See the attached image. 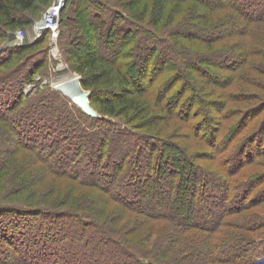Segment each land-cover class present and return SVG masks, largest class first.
Listing matches in <instances>:
<instances>
[{"label":"trees","instance_id":"trees-1","mask_svg":"<svg viewBox=\"0 0 264 264\" xmlns=\"http://www.w3.org/2000/svg\"><path fill=\"white\" fill-rule=\"evenodd\" d=\"M51 1L0 0V37L30 26ZM138 1L71 0L78 17L59 16L63 54L81 73L80 85L95 114L48 84L39 85L35 71L47 46L31 52L41 37L0 50V67L7 69L0 70V187L3 170L17 163L24 164L15 170L20 181L33 186L14 194L21 203L0 201V221L24 226L22 240L8 239L14 240L12 247L31 235L51 242L50 250L29 249L33 261L20 256L0 264H42L44 256L54 264H76L75 252L60 257L56 237L41 234L60 233L62 227L51 224L56 221L80 224L67 244L80 238L93 250L79 264H264V169H258L264 167V67L258 61L264 57V0H147L154 8L147 19V5L133 9ZM165 1L191 7L185 17L180 16L187 9L180 8L172 17L164 15L169 33L157 31ZM73 18L93 42L70 32ZM188 39L199 47L176 46ZM236 49L239 60L231 55ZM213 57L223 67L211 64ZM25 83L46 89L28 92ZM168 117L179 119L184 131L178 123L163 133L157 124ZM176 136L198 144H182ZM30 163L35 164L25 165ZM30 169L62 182L39 185ZM209 182L217 187L209 188ZM34 185L42 188L38 195ZM44 185L59 186V193L42 199L49 189ZM102 194L114 205H92ZM193 194L201 195L197 207L203 211L226 208L214 218L201 211L204 220L197 221L189 213ZM6 228L0 232L4 238Z\"/></svg>","mask_w":264,"mask_h":264},{"label":"rangeland","instance_id":"rangeland-1","mask_svg":"<svg viewBox=\"0 0 264 264\" xmlns=\"http://www.w3.org/2000/svg\"><path fill=\"white\" fill-rule=\"evenodd\" d=\"M54 1L55 0H52L48 6H46V7H44L42 9V11L39 13L38 16L34 17L33 22H32V24L30 26L25 27V28L15 29L13 32H11V30H8L5 33V35H2L0 37V50L1 49L4 50V49H6V47L10 48V47L21 46L23 44L32 43L33 41H35L36 39H39L41 37L43 39L42 43L40 45H38L37 47H35L34 50H32V52H31V53H33L38 48L43 47L45 45L47 46V48L45 49V52L43 54H40L39 57H38V59H40L43 56L44 60L42 59L41 64L40 65L38 64L37 71H35V72L39 73V75H41V76H37L36 75V77L40 78L39 80H37V79L36 80L39 81V83H40L39 85L40 86L48 84L50 89H53L54 91H56L58 94H60L62 96L63 95L66 96L67 98L72 100L76 105H78L80 108H82V106L80 105V102L77 101L74 98V96H72V95H70V94H68L66 92L67 90L65 89L66 88L65 86H63L60 83L57 86L55 84V82H54L55 80H57V76L58 75L66 73V72L69 71L73 75H76L78 89H80L81 91H86L80 85L81 73H79L78 71L73 70V69H71L69 67V65H68V63L66 61V56H64V54H63L62 45L64 46L66 43H64V44L60 43L61 30H58V33L55 35L48 28H46V29L45 28L44 29L43 28L42 29L38 28L39 27L38 26L39 20L45 14V12L48 10V8L51 7V5L53 4ZM110 1L115 3L116 5L118 3V0H110ZM70 4H71V0H64L62 6L60 8V11H59V16L63 14V16L65 17L64 13L68 12V13H72L73 16H75V17L77 16L78 17L77 13L74 14V11H72V8H71ZM146 5H147V12H146L145 17L147 19V18L151 17L154 14V12H153L154 8H153L152 3H150V2L148 3L147 0H139L137 2V6H134L133 9L143 10ZM179 8L183 9V10L187 9V11L182 16H180V17H185L186 14L188 13V11L191 9L190 2H183V3H177V2H173V1H168V2L165 1L164 2V8L162 7L161 16H160V17H162V19L160 20V17H159V20H160L159 28L160 29H158L157 31H160V32H163V33L164 32L165 33H167V32L169 33V31L171 29V26L167 25L165 23L164 15H168L169 17H172L171 15H173V13H176L179 10ZM80 20L81 19H79V22H80ZM144 22L147 23L148 25L150 24L148 21L144 20ZM80 23L82 24V20H81ZM68 24L71 25V28H69V30L71 29L70 32L71 33H75V35H78V40L85 41L87 43H91V42L94 41V39H92L89 36V35H92L91 33H88L87 30L84 29V28H80V25L78 24V21H76V18L75 19L73 18L72 20H69ZM58 26L60 28L59 21H58ZM3 27L4 26L0 23V28H3ZM263 31L264 30L262 29V32ZM37 34H39V35H37ZM205 34H206V32H205ZM225 36L226 35L221 33L220 37L224 38ZM198 38H200V37L198 36ZM117 39H120L119 35L116 36L115 40H117ZM171 39L173 40V37H171ZM175 43H176L177 47H179V48L181 47L183 50L196 49L197 47H199V46H196V43L199 44V42H194V41L189 40V39L188 40H182V42L180 41L179 43L176 41ZM113 44H117V42L115 41V42H113ZM88 47H90L89 44H88ZM145 53L148 54L149 50L147 49L145 51ZM239 53H240V49H236L234 52L231 53V55H234L235 58H237L239 60L240 59V54ZM215 58H217V57H215ZM215 58L214 57L213 58H209L211 60V64H213V62H217V63H214V64L220 65L221 67H223L219 63V60L215 59ZM232 58H233V56L227 57L228 60H231ZM34 59H36V58H34ZM258 61L262 62L260 64H262V66L264 67V57H262V59H258ZM60 64L63 65V68H61V69H59V65ZM244 68L246 70H249L248 66H246V65L244 66ZM0 70L7 71V69L1 68V67H0ZM133 74H134V77H135V75L139 76V73H137L136 71ZM194 76H195L196 79L200 80L198 75H194ZM262 79L264 80V75H262ZM0 83H2V82H0ZM211 84H206L205 83V85L207 87H213ZM26 86H27V88H26ZM26 86H25V90L28 91V92H31L33 90H34V92H37L39 90L46 89L45 87L44 88L33 87L34 89H32V84H26ZM226 86H228V85H226ZM235 88L236 87L231 86L228 89L234 90ZM63 89L66 90V91H64ZM216 90H218V88H216ZM6 91L7 90H5L4 92H1V95H5ZM262 93H263V91H262ZM142 97H144V96H142ZM209 97H211V95H209ZM87 99H88V97H87ZM88 103H89V99H88ZM89 105H90V103H89ZM2 106L3 105L0 103V107H2ZM91 108L94 110V112H96V110L92 106H91ZM210 113L212 115L211 111H210ZM117 117L119 119H121V120L123 119L122 116H117ZM159 120H161V119H159ZM178 123H180V126L177 129L178 130H182L183 128H181V127H182L183 123L180 122V120L176 119V118H169V117L168 118H164L157 125H158V127H160V130L163 133H170V132H172L174 130V127ZM184 129H185V127H184ZM184 129H183V131H184ZM2 134H4V132H3L2 122L0 121V136H2ZM175 141H178V142H180L182 144H188L190 142L198 144V143H196V139H194L192 137L182 139L181 137H177L176 136ZM2 147H3V144H0V148H2ZM0 151H1V149H0ZM261 162L263 163V161H261ZM34 164L30 163V164H25V165H29V167H30L31 165H34ZM22 166H24L23 163L22 164H18L17 163V164H14L13 166L11 165V167H13L12 170H10V169H7L6 171H5V169L3 170L4 174H3L2 177H4V179H3V183H1V187H0V201L1 200H10L8 202H13L14 201L16 203H21L22 201H20L18 196L14 195V194H17V193L22 194L24 192L28 193L29 192L28 189L31 188V187L33 188V186L29 185L26 182H25V184H23L24 183L23 180L20 181L21 177L18 176V174H20V172H16V171H19ZM259 168L260 169H262V168L264 169V167H262V164L258 167V169ZM141 170H144V165L141 167ZM29 172L31 173L32 180L37 181V179H38L37 182L39 183V185L50 183L48 181L50 179L53 181V183H55V185H59L62 182V179H63V178L56 177V176L55 177L54 176H50V179H46L47 177L42 178L40 174L36 173L38 171H35L33 169L32 170L30 169ZM164 172H165L164 175L166 176L167 172L166 171H164ZM38 173H40V172H38ZM25 175H26V172H25ZM12 176H13L14 179H12ZM29 176H30V174H29ZM199 177H200V173L196 172V175L194 176V178L195 179H199ZM17 179H18V181H17ZM19 182H21L20 185H22L23 187H20V186L18 187V183ZM216 183L217 182H215V183L209 182V185H208L209 188L210 187H217ZM39 185H34L35 189L33 191L36 192L37 195H38L39 191L42 192L41 191L42 188L41 187H37ZM61 185L64 186L66 184H61ZM44 186H47L49 189L45 190V193L44 194L42 193L43 195H40L42 199H45V197L49 193H52V192H55V191H57V193H59V190H57L55 188H58L60 185L58 187H54V185L53 186L44 185ZM91 192L96 194L95 190H92ZM102 196H103V194L101 195V197H96L94 200H92L93 203H94L92 205H97L99 208L100 207L106 208V206H109L110 204L112 206L114 205L111 202H107L103 198L104 196L103 197ZM11 200H13V201H11ZM201 200H202L201 195L195 196L193 194V196L190 197V201H189L188 206H189V210H190L189 213L194 215L193 219L195 218L197 221H201L202 222L204 220V218L201 217V215H200L201 213L200 212L203 211V209L201 207L200 208L197 207V204ZM115 204H117V203H115ZM251 207H253V209H257L259 206L255 205V206H251ZM224 208H226V205L222 204L219 207H215V208H212V209L208 208V211L207 212L203 211V213L206 214L205 218H214L220 213V210H224ZM260 209L262 211V208H260ZM35 222H37V221H33L32 224L35 223ZM17 223L18 222H14L13 224H10L8 221H4V220L0 221V226L4 224L5 228L7 227L6 228L5 238L0 235V260L1 259H8V258L20 260L21 257L22 258L25 257L27 261H29V260L33 261V258H32V255H31V250H29V249H31L33 247L34 251H36V253H39L43 249L44 246H45V249H48V245H50L51 242H49V239L47 241L46 240L45 241H43V240L39 241L38 238L33 239V236L31 235L29 237L30 239L29 238L25 239V243L19 242V244L15 245L16 247L15 246L12 247L10 242H13L14 240L11 241V239L19 238L18 240L20 241L24 237V235H22V237H20V235H19L20 234L19 231H21V229H23L24 226L23 225L21 226L19 224L20 227H17L18 226ZM51 224H53V227L61 226L62 229H60V233H56L55 234V232L53 230V233H48L47 231H43L41 234L44 235V234L47 233L46 236L48 238H50V236L56 237V242L53 244V246L58 248L57 254H59L60 257H63V258H68L69 256L72 257L71 252H75L76 254H75V257L73 256L74 257L73 259H77L78 261L77 262L75 261V263L79 264L80 261H82V260L87 258V257H85L87 254L92 253L91 251L93 249L89 250L88 248H85L84 246H82V242L79 241L80 238L79 239L77 238L76 240L71 241V242H69V244H67L68 243V240H67L68 235L71 232L74 233V234H77L76 233V227L80 228V224H76V225L73 226L70 222L69 223H62L61 221H60L59 224H58V221H56L55 223H51ZM5 228H2V231L0 230V232H3ZM29 231H32V233H34L35 232L34 227H30ZM81 233L82 232L80 231V234ZM83 237H85V236L83 235ZM9 238H11V239L8 241ZM33 241H37V243H36L37 245L36 246H31L32 244H30V243H33ZM153 241H156V237L155 238L154 237L151 238V242H153ZM66 244H67V247L65 246L66 249L61 248V247H63L62 245H66ZM103 249H105V248H103ZM48 250H50V249H48ZM98 251H100V248H99V250H97V252ZM28 258H29V260H28ZM40 259H41V261H43V262H41L42 264L43 263L44 264H54V263H52L50 261V257H46V256L41 257V258H39V261H40ZM22 262H24V260H22Z\"/></svg>","mask_w":264,"mask_h":264},{"label":"bare ground","instance_id":"bare-ground-1","mask_svg":"<svg viewBox=\"0 0 264 264\" xmlns=\"http://www.w3.org/2000/svg\"><path fill=\"white\" fill-rule=\"evenodd\" d=\"M60 1L61 0H55L53 5L55 6V8H59L60 5ZM46 14V12H45ZM43 15L42 18L39 20L38 22V26L39 27H43L44 25H46V22L49 20H54L56 18V15L49 12L48 16L47 15ZM17 44V43H16ZM63 68V65L60 64L59 65V69ZM76 75H73L71 72H66L63 74H60L57 76V80H55L56 85L62 84L63 86H65L66 88V92L74 97H78L79 99H81V95H82V91L80 89H78L77 86V80H76ZM69 91V92H68Z\"/></svg>","mask_w":264,"mask_h":264},{"label":"built area","instance_id":"built-area-1","mask_svg":"<svg viewBox=\"0 0 264 264\" xmlns=\"http://www.w3.org/2000/svg\"><path fill=\"white\" fill-rule=\"evenodd\" d=\"M64 0H61L60 1V5H59V8H55V6L52 4L51 7L48 8V10L46 11V14L48 16V13L51 12L53 14L56 15V18L54 20H49L46 22V25H44L43 27H38L39 29H46L48 28L53 34H57L58 33V30H59V26H58V21H59V11H60V8L63 4ZM54 3V2H53ZM39 35V34H37ZM37 80H39L40 78L39 77H36ZM27 88V86H26Z\"/></svg>","mask_w":264,"mask_h":264},{"label":"water","instance_id":"water-1","mask_svg":"<svg viewBox=\"0 0 264 264\" xmlns=\"http://www.w3.org/2000/svg\"><path fill=\"white\" fill-rule=\"evenodd\" d=\"M87 97H88V91H82L81 99H79L77 96L74 98L80 102V105L82 106V108L86 113L95 114L94 110L91 108V106L88 103Z\"/></svg>","mask_w":264,"mask_h":264}]
</instances>
